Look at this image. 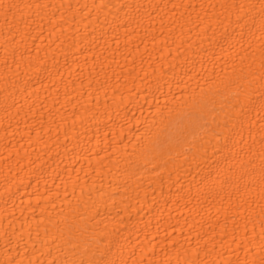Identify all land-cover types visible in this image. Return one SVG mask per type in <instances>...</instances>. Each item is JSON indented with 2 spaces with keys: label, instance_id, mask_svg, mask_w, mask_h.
<instances>
[{
  "label": "bare ground",
  "instance_id": "1",
  "mask_svg": "<svg viewBox=\"0 0 264 264\" xmlns=\"http://www.w3.org/2000/svg\"><path fill=\"white\" fill-rule=\"evenodd\" d=\"M0 264H264V0H0Z\"/></svg>",
  "mask_w": 264,
  "mask_h": 264
}]
</instances>
